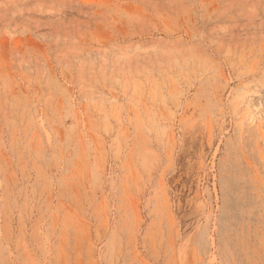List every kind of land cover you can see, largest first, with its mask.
I'll return each mask as SVG.
<instances>
[{
	"label": "rangeland",
	"instance_id": "obj_1",
	"mask_svg": "<svg viewBox=\"0 0 264 264\" xmlns=\"http://www.w3.org/2000/svg\"><path fill=\"white\" fill-rule=\"evenodd\" d=\"M0 264H264V0H0Z\"/></svg>",
	"mask_w": 264,
	"mask_h": 264
}]
</instances>
